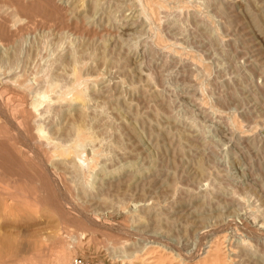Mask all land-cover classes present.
Here are the masks:
<instances>
[{"label":"rangeland","instance_id":"obj_1","mask_svg":"<svg viewBox=\"0 0 264 264\" xmlns=\"http://www.w3.org/2000/svg\"><path fill=\"white\" fill-rule=\"evenodd\" d=\"M0 167V264H264V0H0Z\"/></svg>","mask_w":264,"mask_h":264},{"label":"bare ground","instance_id":"obj_2","mask_svg":"<svg viewBox=\"0 0 264 264\" xmlns=\"http://www.w3.org/2000/svg\"><path fill=\"white\" fill-rule=\"evenodd\" d=\"M19 2V1H18ZM18 4H20V2L18 3ZM50 4V3H49ZM52 4V3H51ZM148 5V4H147ZM146 5V6H147ZM145 6V9L147 8ZM149 8V7H148ZM162 9V8H161ZM19 10V9H18ZM151 10V9H150ZM13 14V13H12ZM75 28V27H74ZM161 41V40H160ZM248 44V43H247ZM252 45V44H251ZM255 49H252V51H254ZM253 55V54H252ZM77 60V59H76ZM55 61V60H54ZM74 62H76V61H74ZM77 63V62H76ZM74 64V63H73ZM51 65V64H50ZM72 66H75V65H72ZM71 72V74H69L68 76H70L71 75V79H70V84L68 85V86H64L66 89H64V90H66V94H68V93H70V92H72V90H77V87L79 86V84H80V82L82 81V79L80 78V74H79V72H78V70L75 68V67H71V70H70ZM54 81V80H53ZM56 82V81H55ZM52 83V82H51ZM50 84V83H49ZM80 87V86H79ZM81 88V87H80ZM79 88V89H80ZM60 89V88H59ZM62 89V90H63ZM53 91H55V90H53ZM81 92H83V91H81ZM86 92V91H85ZM60 93V92H59ZM61 93H63L64 94V92H61ZM29 94V93H28ZM39 94V93H38ZM65 94V95H66ZM57 95H59V94H57ZM83 95H85V94H80V93H77V92H75L74 94H72L69 98H68V103L67 104H69V105H71V104H73V105H77L78 107H80V108H84L85 107V105L86 104H88L87 103V100H85L86 99V97H84ZM59 97V96H58ZM56 98L57 99V101H58V99H60L61 97H65V96H62V94H61V97L60 98ZM51 99H53V97L51 98ZM55 99V98H54ZM55 99V100H56ZM63 99V98H62ZM65 101H66V99H65ZM55 102V101H54ZM63 102V101H62ZM62 104V103H61ZM68 105V106H69ZM53 106V105H52ZM86 108V107H85ZM82 110V109H81ZM47 113V112H46ZM44 114V113H43ZM82 114V113H81ZM81 116V115H80ZM79 116V117H80ZM85 116V115H84ZM82 117V116H81ZM85 118V117H84ZM86 118H88V117H86ZM41 119V118H40ZM82 119V118H81ZM77 121V120H76ZM84 121V120H83ZM69 122V121H68ZM78 123V122H77ZM79 123H80V121H79ZM78 123V125H81V123L79 124ZM27 124V123H26ZM74 124V123H73ZM69 125H71V124H69ZM46 126V125H45ZM69 127V126H68ZM87 127V126H86ZM25 128H26V126H25ZM46 128V127H45ZM81 128L83 129V125H82V127L80 126H76V123H75V127L74 128H70V129H74V137H75V139L71 142V144L70 145H64V147L62 146V149H61V145L60 144H58L57 145V147L59 146L60 147V149H57L56 147H50V155L52 156V157H54V159L56 158V159H61V160H68V161H70V162H72V160H74V159H77L78 158V160L80 159V155H81V150H82V147L81 146H83L84 144H83V142H85V144H86V141H88V143L90 142V143H92L93 142V140H92V142L90 141V140H87V137L84 135V133H86L85 131L84 132H82V130H81ZM90 128V127H89ZM14 129V128H13ZM85 129V128H84ZM69 130V129H68ZM71 130V131H72ZM86 130V129H85ZM2 131V130H1ZM48 131V130H47ZM70 131V130H69ZM5 134V133H4ZM51 134V133H50ZM70 135V134H69ZM88 135V134H87ZM39 136V135H38ZM41 136V135H40ZM72 138V137H71ZM73 139V138H72ZM59 140V142H60V140L61 139H58ZM57 140V141H58ZM70 140V139H69ZM62 141V140H61ZM32 142V141H31ZM37 142H39V141H37ZM69 142V141H68ZM67 143V142H66ZM38 144V143H37ZM43 144H45V142L43 143ZM61 144H62V142H61ZM64 144V143H63ZM62 144V145H63ZM47 145V144H46ZM13 146V145H12ZM18 146V145H17ZM44 146V145H43ZM87 146H88V144H87ZM92 146V145H91ZM47 147V146H46ZM79 147H81V148H79ZM86 147V146H85ZM48 148V147H47ZM15 149H16V147H15ZM81 149V150H80ZM93 149H95V148H93ZM17 150V149H16ZM80 150V151H79ZM44 152V151H43ZM44 153H46V151L44 152ZM83 153V152H82ZM97 153V152H96ZM41 154V153H40ZM20 155V154H19ZM30 155H31V153H30ZM45 155V154H44ZM76 157V158H75ZM52 159V158H51ZM38 160V159H37ZM49 160V159H48ZM60 160V161H61ZM44 161V160H43ZM43 161L41 160V162H42V164H43ZM51 161V160H50ZM82 161V160H81ZM64 162V161H63ZM84 164H83V163ZM82 162H80V164L82 163L83 165L81 166V165H79V164H77L78 165V171H80V169H79V167L81 168V170H84L85 169V167L87 166V168H90L89 166H90V162H88L86 159H84L83 158V161ZM6 163V162H5ZM40 164V163H39ZM42 164H41V166H42ZM46 164V163H45ZM67 164V163H66ZM73 164V163H72ZM74 164H75V162H74ZM43 166H44V164H43ZM58 166V165H57ZM2 167V166H1ZM0 167V168H1ZM67 167V165H65V167L64 168H66ZM43 168H45V167H43ZM76 169V168H75ZM1 170H3V169H1ZM50 170V169H49ZM64 171H65V169H64ZM77 171V172H78ZM16 172V171H15ZM82 172V171H81ZM2 174H3V172H1ZM70 173V172H69ZM85 173V172H84ZM5 174V173H4ZM3 174V175H4ZM71 175V174H70ZM84 175V174H83ZM60 177V176H59ZM68 177V176H67ZM1 178V177H0ZM69 178V177H68ZM71 178V177H70ZM76 179V178H75ZM51 180V179H50ZM67 180V179H66ZM2 181V180H1ZM5 181V180H4ZM53 181V180H52ZM59 183V182H58ZM10 184V183H9ZM63 186H65V185H63ZM3 187V186H2ZM59 186H57L56 188L57 189H59L58 188ZM66 187V186H65ZM11 190V189H10ZM12 191V190H11ZM2 192H3V190H2ZM6 192V191H5ZM14 192V191H13ZM21 193V192H20ZM22 194V193H21ZM60 194V193H59ZM36 195V194H35ZM2 199V198H1ZM56 199V198H55ZM60 201V200H59ZM2 202V201H1ZM48 203V202H47ZM46 203V204H47ZM2 204V203H1ZM7 204V203H6ZM51 206V205H50ZM62 206V205H61ZM47 207H48V204H47ZM64 207V206H63ZM50 209V208H49ZM55 209H57V208H55ZM52 210H53V208H52ZM58 211V210H57ZM52 212V211H51ZM54 212V211H53ZM55 213H56V210H55ZM23 219V218H22ZM2 228V227H1ZM5 229V228H4ZM19 230V229H18ZM13 233V232H12ZM24 236V235H23ZM217 236V235H216ZM27 237V236H26ZM222 237V236H221ZM74 237H72V239H73ZM76 238V237H75ZM24 239V238H23ZM219 238H217V240H218ZM25 240V239H24ZM74 240V239H73ZM76 240V239H75ZM36 242V241H35ZM41 242V241H40ZM50 242V241H49ZM212 242H213V240H212ZM215 242H217V241H215V239H214V243ZM219 242V241H218ZM217 242V243H218ZM42 243V242H41ZM0 245L2 246L3 245V247L2 248H4L7 252H5V253H20L21 251H23V249H29V248H31L30 246L32 245V244H30V242L29 241H20V240H18V239H16L15 237H12V236H3L1 239H0ZM1 246H0V249H2L1 248ZM47 246V245H46ZM218 246H219V244H218ZM218 246H217V244H214V245H208L207 247H206V249H205V251H204V253H203V257H206V258H209L210 259V261H213L215 264H223L222 263V261L224 262V260H220V251H219V248H218ZM32 248L34 249V246H32ZM153 248V247H152ZM227 248V247H226ZM151 249V248H150ZM149 249V250H150ZM221 249V248H220ZM3 250V249H2ZM32 250V249H31ZM153 250V249H152ZM222 250V249H221ZM29 250H27V252H28ZM154 251V250H153ZM153 251H152V253H153ZM226 251V250H225ZM230 251V250H229ZM228 251V252H229ZM150 252V251H149ZM1 253V252H0ZM4 253V254H5ZM3 254V255H4ZM9 254V255H10ZM228 254V253H227ZM9 255H6L7 257H9V258H11ZM20 255V254H19ZM5 256V255H4ZM23 256V258H24V256L25 255H22ZM163 256V255H162ZM14 257V256H13ZM227 257V256H226ZM160 258V257H159ZM229 258V257H228ZM174 260V259H173ZM202 260V259H201ZM203 260H204V258H203ZM208 260V259H207ZM166 261H167V259H166ZM172 261V260H171ZM182 262V261H181ZM157 264V263H156ZM159 264V263H158ZM169 264V263H168ZM225 264V263H224Z\"/></svg>","mask_w":264,"mask_h":264},{"label":"built area","instance_id":"obj_3","mask_svg":"<svg viewBox=\"0 0 264 264\" xmlns=\"http://www.w3.org/2000/svg\"><path fill=\"white\" fill-rule=\"evenodd\" d=\"M73 264H92L90 261L77 257L73 260Z\"/></svg>","mask_w":264,"mask_h":264}]
</instances>
